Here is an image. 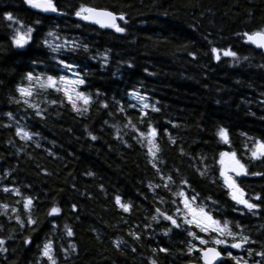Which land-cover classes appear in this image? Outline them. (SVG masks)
<instances>
[{
  "label": "trees",
  "instance_id": "1",
  "mask_svg": "<svg viewBox=\"0 0 264 264\" xmlns=\"http://www.w3.org/2000/svg\"><path fill=\"white\" fill-rule=\"evenodd\" d=\"M53 3L60 16L0 0V264H51L49 241L55 264L201 263L216 238L220 264H264V52L245 38L264 33V0ZM81 6L122 15L124 31L76 19ZM221 153L257 208L232 198Z\"/></svg>",
  "mask_w": 264,
  "mask_h": 264
},
{
  "label": "snow or ice",
  "instance_id": "2",
  "mask_svg": "<svg viewBox=\"0 0 264 264\" xmlns=\"http://www.w3.org/2000/svg\"><path fill=\"white\" fill-rule=\"evenodd\" d=\"M26 2L29 3L31 6H33V7H35V8L42 9V10H44V11H52V12H56V11H57V8H56L55 4L53 3V0H26ZM75 14H76L77 16H82V18L85 19V20H88V19H94V18H96V17H105V18H107V20H108V22H109V26L115 28L116 31H118V32H123V31H124L123 28L118 27V26L113 22V21L116 19V17H115V15H114L113 13H111V12H108V11H105V10H99V9L92 8V7L81 6V8H80ZM5 15H6V18H7L8 20H12V19H13V17H12L11 14H5ZM120 18L123 19V16L121 15ZM96 22H97V23H100L101 21H100V20H96ZM31 31H32V28L29 27V28L27 29V31H26L25 33L22 34V33L19 31V29H17V31H16V35H15L14 40H13L14 44H16V45H18V46H23V45L27 42L28 36H29V34L31 33ZM245 35L248 36V39L251 40L253 43H258V45H259L260 47H264V33H254V34H252V35H249V34L246 33ZM256 37H261V39L257 40ZM212 52H213V53H216V52H217V49L213 48V49H212ZM224 55H225V56H229V55H230V56L235 57V56H236V53H234V52H230V51H225V52H224ZM217 59H219V56H217ZM60 63H61V64H64V61H61ZM65 67H66V68H71L72 65H70V64H65ZM27 78H28L29 80H32V79H33L32 74H31V73H28ZM36 79H39V78L37 77ZM60 80L63 81V80H64V77H60ZM47 81H48V83H49L50 85L54 86L55 81H54V78H53V77L49 76V77L47 78ZM77 83H79V84H83L84 81H83V79H79V80L77 81ZM41 86L43 87L44 85H41ZM19 91H20L21 93H23V94H26V95H29V96L31 95V92L28 91L27 89L20 88ZM78 95H79V98L83 99V103H84L85 105L89 103V99H90L89 97H85L83 93H80V94H78ZM141 99H143V98L141 97ZM73 107H75V105H73ZM144 107L147 108L148 105H147V104H144ZM39 114H40V113L37 112V115H39ZM20 131H21V130L18 129V130H17V134H20ZM154 133H155V130L153 129V130H152V134H154ZM141 135H143V133H142ZM220 135L226 139V136H225V130L221 129V130H220ZM23 136H24V138H30V136H29V134H28L27 132H24V133H23ZM95 138H96L95 136L92 137V139H95ZM257 148H259V149L261 150V151H260V154H264V144H260V143L258 142V143H257ZM221 155L223 156V155H225V154H224V153H221ZM252 155H253V156H256V155H257V152H256V151H253ZM235 165H236V167L233 168V171H237V170L243 171L244 166H243L242 164H240L239 161H235ZM89 174L91 175V173H89ZM222 175H223V173H222ZM225 183L228 184V186H229L231 189H233L234 194H233V197H232V198H233L234 200H237L238 203L244 204V205H245L248 209H250V210L258 207V205L253 204V203H249L248 200L243 199V198H242V196H243L242 190H240V189L235 185V183H234L233 181H231L228 177H225ZM5 190L7 191V189H5ZM237 193H238V194H237ZM180 195L183 196L184 193L181 192ZM257 198H259V197H257ZM192 199L194 200L195 197H192ZM117 203H119V197H117ZM30 204H31V199L29 198V199L26 200V202H25V204H24V207H25V208H28ZM187 206H188V205H187V202H186V207H187ZM121 207H122L125 211H128V207H129V206H128L127 204H122ZM59 211H60L59 208H56V207H53L52 210H51L52 213H57V212H59ZM200 211H201V213H203V209H201ZM205 215H206V214H205ZM166 218L169 219V220H172L171 217H166ZM207 218H208L209 220H211V217H210V216L207 217ZM17 219H19V218H17ZM28 223H29V224H34L35 221L32 220L31 218H29V219H28ZM172 223L175 224L176 221H175V220H172ZM213 223H217V222H216V221H213ZM225 227H226V224H225ZM71 234H72V233H71V230H69V231H68V235H71ZM227 235L232 236L233 233H232L231 231H228V232H227ZM247 239H248L247 237H244V238H243V240H245V241H246ZM28 242H29V241L26 239V240H25V243H28ZM4 243H5V241H4L3 239H0V251H4V250H6V249H4V248L2 247V246L4 245ZM201 243H206V242L202 240ZM215 243H216V244H223V243H225V241H224V240H220V239H218V240L215 241ZM232 247H233V248H239V247H241V244H240V243H234V244H232ZM162 251H165V250L162 249ZM50 253H51V241H49L48 243H46V244L44 245L43 250H42V255L45 256V257H47L48 260L51 262V264H55V261H54V259H53V257L51 256ZM229 255H230V253H229ZM261 255H264V253H261ZM218 256H220V253H219L218 251H216V249H214V248H208V249L204 250V253H203V259H204V261H205V264H212V262H213V261L216 259V257H218ZM238 264H239V262H238Z\"/></svg>",
  "mask_w": 264,
  "mask_h": 264
},
{
  "label": "rangeland",
  "instance_id": "3",
  "mask_svg": "<svg viewBox=\"0 0 264 264\" xmlns=\"http://www.w3.org/2000/svg\"><path fill=\"white\" fill-rule=\"evenodd\" d=\"M76 80H77L76 77L73 76V75L71 77L64 76L63 85H65L66 88H70V87H72V85L75 83ZM260 151L261 150L258 148L257 151H256L257 154L260 153ZM232 160L237 161L236 158L233 155H231V154H225V155H223V157H222V173H223V175L222 176H223L224 180H225V177H228L231 181H233L235 183L234 177H236V176H234L232 174L231 168L228 166V163L230 161H232ZM236 178H238V177H236ZM226 185L229 188L230 193H231V195L233 197V194H234L233 189H231L228 186V184H226ZM188 213L191 216L190 222L192 224L198 225V226L203 227V228L209 227V228H213V229L216 228L217 230H219L217 228V223H213V220L212 219L209 220L207 218L209 216L207 214L205 215L204 212L201 213V211H199V210L191 209V210L188 211ZM218 239H220V238L214 239V242L211 241V243H213L214 246H217V247L218 246H224L225 248L228 247V244L226 243V240H224V239H220V240H224L225 243H223V244H216L215 241L218 240ZM205 242L206 243H204V244H207V241H205ZM237 243H239V242H237ZM232 244H234V243H232ZM232 244L229 245L230 247L228 248V254L231 253L232 250H238L240 248V247L239 248H233L232 247Z\"/></svg>",
  "mask_w": 264,
  "mask_h": 264
},
{
  "label": "water",
  "instance_id": "4",
  "mask_svg": "<svg viewBox=\"0 0 264 264\" xmlns=\"http://www.w3.org/2000/svg\"><path fill=\"white\" fill-rule=\"evenodd\" d=\"M26 1V0H25ZM27 3V2H26ZM29 7L31 8H35L33 6H31L29 3H27ZM37 9L38 11L42 12L43 14H47V15H57V16H60L61 14L59 12H52V11H44L42 9H39V8H35ZM107 11V10H105ZM110 12V11H108ZM112 13V12H111ZM114 14V13H113ZM115 15V14H114ZM116 19L113 21L116 25L118 23L119 20H122L120 17L121 16H117L115 15ZM76 19L84 22V23H87V24H90V25H93L97 28H100V29H113V27L109 26V22L107 20V18L105 17H96L94 19H88V20H85L82 18V16H77L76 15ZM96 20H100L101 22L100 23H97ZM245 38L247 39L248 43L254 45L256 48L262 50L264 52V47H260L258 45V43H253L251 40L248 39V36L245 35ZM257 40L261 39V37H256ZM228 166L231 168V172L234 176L236 177H241L244 175V171H240V170H237V171H233V168L236 167L235 165V161L232 160L228 163ZM241 244V243H240ZM208 248H214L216 249V251H218L220 253V256L216 257V259L212 262V264H220L224 258V255L223 253H221V251L219 250V248L215 247V246H209L205 249H203L201 252H200V256H201V263H189V264H205V261L203 259V253H204V250L208 249Z\"/></svg>",
  "mask_w": 264,
  "mask_h": 264
}]
</instances>
